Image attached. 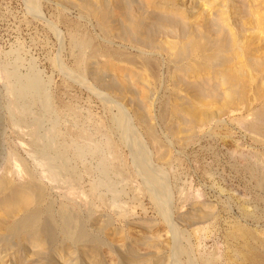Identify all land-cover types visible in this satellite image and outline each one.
<instances>
[{
  "label": "rangeland",
  "instance_id": "rangeland-1",
  "mask_svg": "<svg viewBox=\"0 0 264 264\" xmlns=\"http://www.w3.org/2000/svg\"><path fill=\"white\" fill-rule=\"evenodd\" d=\"M72 1L74 0H0V166H8V169L10 167L9 171L11 172H9V174L12 173L13 178L18 181H24L26 179L28 170L35 171V176L37 178H41L40 181H42V183L44 182L43 184H45V186L47 185L46 188L48 189V193L50 195L49 197L51 198L52 196V199L53 197H55V200L53 199V202L55 204L65 201L71 202L73 204L75 203V205H77L80 209H83L85 207L84 211L81 210L79 212L81 213L79 215L80 217H82L81 219L85 221V224L87 226L89 225V229H93V232V221L95 218V213L93 212V215L89 214L90 217L88 218L89 215L86 214L88 213V209L96 206L97 202L98 208L94 207V211L96 213L98 209V211H102L105 215L110 214L112 216V227H109V230L106 229L102 232H98L99 234H101L99 237H102L104 234L101 239L105 243L102 244V248L100 247V250L98 252V257L101 258L103 264H119L120 250L118 249L119 247L115 245V243L120 242L121 240L119 239H123V237L125 238L122 240L123 242H125L126 240H132V242L138 241V244L142 242V244L144 245V241H146L144 247L146 246L149 250L148 252H150L151 254L148 253L149 255L147 254L148 256H145L146 258L143 257V259H141L140 261L141 263L139 264H146L148 262L157 264L159 258H162V261H166V263L164 261L161 264H171L170 260L172 257L175 258L174 264H203V258L201 257H204L205 255H209V257L211 258V264H237L235 238L233 239L230 237V234L233 233L234 235H237V233L239 232L236 231L235 227L243 225L246 228L256 232L257 236L264 238V131L253 130L250 127L251 125H262L264 123V116L262 117V115L260 114L257 115L256 112L257 109L264 104V82L262 83L260 77L257 78L259 74L264 75V64H260V61L257 60H263L262 55H264V41L261 42V40H264V34L260 32V29L261 31H263L262 27H258L259 30H257L259 34L261 33V36L255 39L253 45H251L252 43L249 44V49L253 50L252 54L255 56L256 53H258L259 58H256L258 62L254 60L255 58H253V61L257 62L256 66L260 71H256L253 69L251 71V69H247L249 68L246 67L247 61H245V59H241L240 61H243V63L241 64L245 63L243 66L245 68L243 72L244 75L241 76L235 71L234 73H236L237 79H234V81H244V83H240L245 84L246 89L244 88L245 91L240 90L243 93L238 92V95L236 93L232 94L233 96L236 95L233 97L230 94V91L225 88V85L221 83V80L219 78H208V76L205 74L196 77L192 74L191 71L187 70V65H191L195 58V60L200 58L198 56L194 58L195 53H193L194 50L193 48H191L193 45H190V42L192 44V39H194V37L189 35L192 34L189 31L193 29L189 26L192 25L195 28L194 31L198 33V36L195 40L199 39L198 43L201 45L207 43V38H215L217 36V33L211 35L212 31H208L207 36L204 35L207 30V25L204 22L203 15H207L209 19L211 18V20L215 19L216 13H221V10L223 9L221 5L217 4L221 2V0H193L192 3H189L188 0H128V2L125 0L129 4L128 14H130H127V16L130 19H127L128 17L126 16H124V18L123 15L122 17L120 16L121 13L119 12L118 7H116L115 5L117 4L118 0H116V3L114 2L115 0H95L97 2H93L94 4L98 3L97 5H100L101 1V4L106 3L105 5L108 6L107 9L111 7L108 9V11L110 14L109 17L111 19L113 18V21H111L113 25L110 29L111 32H109V36L112 38H109V36L106 37V34H104L105 36L102 34L103 31L99 28L98 22L96 21L97 18H94L96 16H93L94 14L92 15L91 13L87 14L86 11L80 7V0H75L73 3ZM76 1L78 2L76 3ZM252 1H255L254 3H252L253 5L259 3L262 8L264 7V0H237L231 3L230 8L228 7V10H230L229 14L233 18V24L236 26L234 27V29L241 28L238 27L240 26L238 22L239 16L234 13V8L238 6H245L246 3L251 4ZM156 2H159L160 6H158V3ZM170 2H173L174 4ZM173 5L175 6L173 7ZM34 9L36 11L38 10L37 13L39 15H34ZM181 9H183L182 16L181 12H178ZM129 10H131L132 12ZM184 10L190 12L189 17H184ZM262 10H260L261 12H258L261 15L263 14L262 16L260 15L263 18L264 10ZM114 11L115 14H112V12ZM60 12H62V15L64 14V17L66 16L65 20L68 19L70 22L76 21L80 32H83L87 35L89 33V36L91 34L90 37L92 38V40L93 38L95 39L94 43L95 41H97L96 44L98 45L99 43V46H104L105 44L109 46V53L105 52L104 54H98V58H96V56H89L88 58L90 62H94L95 60L93 59L96 58L97 62H94L96 65L98 61V65L100 64V62V65L103 64L102 67L104 68V72L106 71L105 78L112 80L114 78L115 82L118 81V84L116 83L115 87L106 88L104 86H101V84H97V82L93 79L92 76H90L89 73H86L84 71L82 72L81 70H78L74 67V56L72 55V51L70 52L71 47L68 38V22L66 20V24L65 20L63 18H60ZM117 12L119 13L117 14ZM230 12H232V14ZM156 13H161L162 15L167 14L172 16L173 18L178 17L177 19L179 20L177 21L176 25L175 23H162L153 16ZM130 15L132 16V19ZM115 16L121 17V21H119V17L116 18ZM134 17H142L144 19V23L139 29V32L141 34L138 32L137 33L140 36H143V34H148L151 38L149 39L150 43L148 42L149 45L145 40L144 41L146 44H143V42H141L140 45V38H136L134 40L132 39L131 41L130 39L122 38L124 36H121V34L117 32L118 30L116 28H114L116 29V32H114V25L117 24L116 27H118L121 22V24L125 25L126 23V25L128 24V26H131L130 24L131 21L135 19ZM115 20H117L118 22ZM242 20H244L245 22L247 21L243 18ZM217 21L221 23V18H219ZM220 23L218 24L221 26ZM182 24L184 25V28L181 27ZM244 25H246L244 27H247L245 28V34L249 35L251 34V32H253L249 29H255L252 27L250 21L246 22ZM247 25L251 26L248 27ZM216 26L218 25H214L211 27H213L212 29H215L217 28ZM222 26L224 27V25ZM236 29L235 31H239V29ZM57 32L59 35L57 34ZM115 33L117 34L115 35ZM262 34L263 38H261ZM258 39L260 43L256 42ZM187 40L190 41L188 42ZM256 46H258L260 49L258 47L257 49ZM112 47L114 49L116 48V50L118 48L119 51L121 50V52L124 50V52L126 53L122 52L124 53L123 57L110 54L111 50L113 51V49H111ZM189 47L191 49H189ZM181 50H183V52H181ZM261 51H263L262 54H259L261 53ZM143 54L146 56L149 55V57L151 56L150 58L152 60L154 59V63L156 64H153L154 66L144 65L142 63L141 57L139 58V55L144 56ZM135 56H137V58L141 60H139L140 64L138 61H136L138 59L135 58ZM258 56L256 55V57ZM90 57L93 59H90ZM113 57L116 59H114ZM125 57L126 61H124ZM191 58H193V60ZM132 59L135 60L134 62L138 63V65L134 64ZM13 60H15L14 63ZM54 60L56 61V63H54ZM102 60H105V63ZM128 60L131 62H128ZM188 60V63L185 62ZM198 60L202 59L200 58ZM17 62H19V65ZM57 63L60 67L57 65ZM104 64L105 66L107 64V68L104 66ZM14 66H16V71H19V75L26 74L29 71V68L30 71H35L34 75L36 74L39 76L37 77L39 78L37 79V81H41L40 84L44 87V90L47 91L48 94L50 93L49 96H53L51 97V100L53 102L52 106L54 105L53 108L56 104V102L54 103V101H57V106L53 109V111L54 113L55 111L56 113L58 111V114L54 116V122L57 121L55 123L58 125L54 126L58 128V130L55 127L54 130L56 132L59 131L61 134L59 132H54V130H50L52 125V119L50 122L51 115L49 116V112L46 113L47 111H44V113H42L43 110L40 108L38 103L33 102L34 104H32L28 99H23L20 97L19 100L17 96H13V98L16 100L12 99L13 93H11L9 89L11 88V86H14L18 83V80H15L16 77H21H19V75L17 74L16 77L10 75L11 69ZM118 66L121 67V70L118 68ZM171 66H173V68H171ZM177 66L178 68H176ZM115 67L117 69H115ZM216 68L220 69L221 66L218 65ZM8 69L10 70L9 72H7ZM249 70L251 73L247 72ZM132 71L137 75L139 74L138 76L140 77H138ZM68 73L70 75H68ZM107 73L109 76L107 75ZM132 73L133 76L135 75L134 77L132 76ZM255 73L257 74V76H255ZM36 75L34 76V78L36 77ZM127 75L130 76L131 79ZM136 76L138 77V80H136ZM195 78L196 81H194ZM249 78L251 79L249 80ZM128 79L132 80V82ZM15 81L16 83H14ZM83 81H85V83ZM191 81L194 82L192 83ZM203 81H205V86L202 85L204 84ZM12 82L14 83V85H11ZM121 82L123 87L121 86L122 89H119V83ZM195 82H200L199 87L201 88V92L203 91L202 86H204L206 89H204L203 92L204 98L202 95H199L200 100L198 101V103L194 97V92L197 91L199 93L200 88L198 89L195 86ZM42 83H44V85ZM129 83L132 84L131 88ZM206 83L207 85L209 84L210 87H208L210 89L212 85L217 84L218 91L215 90L217 93L215 91L214 92L220 96H217L215 98L211 97V94L208 95L209 88L206 87ZM40 84L38 83V86ZM124 86L127 87V89H124ZM193 86H195L197 90L195 87L191 89ZM91 87L94 89H92ZM144 90L145 92H143ZM146 92L149 93L147 94ZM143 93L147 94L149 98ZM102 94H107L108 96L105 95L103 97ZM136 94L137 96H135ZM144 95L147 97V99L143 98ZM105 97H107V99L109 100L105 99ZM218 97L219 99L217 100ZM228 97H231L232 99H228ZM104 99L106 102H104ZM110 99H112V101L115 102L118 107H120L116 109L117 105ZM17 100V105L20 103L18 105L20 108L23 107L22 105L28 106L27 104H31L30 107L28 106L30 114H36L37 116V113L38 115L42 113L40 114V118L43 117V119L41 121L42 125L38 130V138H40L41 140H44L47 137L49 138L50 135H47L49 134V131H51V136L55 133V137L52 136L51 138L50 136V140L55 139L54 141L56 142L60 140L59 143L63 142L65 145L67 144L66 146H68L67 155L69 154V163H71L70 165L73 166H71L73 170V181H69V183H67V181L64 186L59 185L60 183L58 182V180H55V177L50 176L51 172H46L48 168L43 164V158L46 155L45 153H48L50 151L48 150L50 149L49 143H46L47 146H45L46 144L44 143L45 145H43V141H40V139L37 138L38 140H36L38 142L36 141V146V142L33 143L31 142L32 139H29L32 137L30 136L29 132H27L29 131L27 130V123H24V121H22L24 123L23 124L21 120H15L16 122L14 120H11L12 122L10 121V119H13V117L10 118L11 113L8 110L10 109L8 108V106H10V103H12L11 101ZM144 100H146V102ZM20 101L26 102L27 104H24L22 102L23 104L21 105ZM65 101L78 111L77 116L75 114L71 115L70 113L66 114L65 111L61 113L62 110L59 102L65 103ZM118 101L119 103H117ZM140 101L141 103H139ZM163 101L168 102H166L168 109L166 108L167 110L165 114L167 116L164 114L165 118L164 115L159 117V115H161L160 113L162 111L164 103ZM35 104L37 105L35 106ZM108 105H110L112 108ZM192 105L194 108V105L197 106L198 114L204 113L206 117H202L201 114H199L201 117H197L196 120L194 119L195 117L190 116ZM57 107H60L59 110H57ZM120 109L122 110V112L124 111V114L126 113L125 116L127 115L126 118L129 122L127 126L129 125L130 129H132L131 135L133 136L129 137L130 139H132V141L129 140L126 145L118 139L120 138L118 136V133L120 134L119 129L115 126L111 128L113 123L111 122L110 115H112V113L113 115H116L118 113V111L116 110ZM143 110H145L146 114H148V119ZM137 111L144 113L141 115L144 117L146 116L145 121H143L144 119L139 120L138 114L140 113ZM178 111L181 117L180 120ZM180 112H182V114ZM46 114L48 115L47 117L44 116ZM60 114L64 115L61 116ZM74 115L76 116V118L74 117ZM6 116L9 117V120ZM44 117L48 119L46 120ZM86 117L87 119H85ZM90 117L92 118L91 120ZM186 117L188 123L186 122ZM190 117L193 122H190ZM59 118L61 120H59ZM74 118L76 119V121H78L76 122ZM18 122H21V124ZM110 122L112 123V125ZM142 123H150V125L153 124L151 126L154 129V133L156 132L155 135L157 137V140H161L162 142L161 143L158 141L159 144L161 143V148L159 150L161 151L160 153L158 150H155L156 148L151 143V141H149V138H147L148 136L145 135L146 133L143 128L145 127V124ZM100 126L101 128H99ZM102 126H104L103 129ZM108 127L111 129L110 132L108 130ZM168 127L172 129H169ZM80 128L83 130H81ZM69 129L72 131V133L75 130L83 132V134L85 131H87L84 135L81 133L83 135H80L81 138L77 137L76 139L77 142L75 146L77 147H75V149L78 148L79 151L84 150L79 154H74V149L72 150V141H70V147L68 145L70 137L72 139L74 138L72 137L73 135H71L72 133ZM171 130H173V133ZM106 132L109 134H107ZM68 134L70 136H68ZM28 135L30 137H28ZM134 137H139V139H136L139 140L138 142L140 143V145L142 144L144 146V148L143 146H141L143 149H149L148 151L144 150V152H149V154H147L146 152V160L148 161L147 164H149L150 166L152 163L150 167L156 168L153 169L154 171L160 170V172L163 173H161V175H164V189H168L167 192H169V195L171 196L169 197L170 199L168 198L169 201L166 202V204L170 203V206H168L167 204L168 207H166V211L168 213L167 215H169L168 220L172 223V226L174 228V230L171 231L172 233L169 231V229L165 225L166 223L162 219V209H157L159 207L155 205L156 203L154 201H152L150 194L145 191V180L142 177V174H140L139 171H135L137 170V166L135 165V160H133L135 159V156H133L135 155V151H133L135 150V143L133 142ZM106 138H110L109 140L113 141L116 144V151H118L117 153L119 155L118 160L121 161L123 159V156V162L127 161L126 165L128 163L132 164L127 165L131 170L127 171L128 173L127 176H125V179H123L124 176L122 175L118 177L119 175L115 174L113 170L112 174L109 167H106L105 169L104 166V168H102L103 170L100 168V165H107L108 163L110 164L115 160V153L110 147H107L106 142L108 141H106ZM39 142H42V146ZM130 142L134 143H131V145L134 146L131 147L129 145ZM79 144L81 145V148H79ZM32 146H34V148ZM39 146H44L43 150L41 148L42 152H39ZM45 147H47L48 149H46ZM85 147L87 148L85 149ZM73 154L75 155L74 157L72 156ZM120 156L121 158H119ZM32 157L34 159L36 158L38 162ZM147 157L150 159H148ZM102 159L104 162L102 161ZM40 161L42 162L41 164ZM34 162L36 164H33ZM82 162H85L84 164L87 165L84 166ZM97 162L100 164H98ZM133 165L136 166H134L135 169ZM87 166H90L91 169L89 167V169L84 170L88 168ZM37 170L40 171L38 172ZM105 170L106 173L104 172ZM52 172L55 174L53 170ZM136 172L138 174H136ZM132 173H135L133 174L134 176L130 175ZM74 174H76L77 176ZM259 176L261 178L260 180H258ZM126 180L129 182H127ZM74 181H77V183H75ZM112 181L113 184L115 183L114 185L116 189L113 188L115 191L112 189V187H114ZM109 183L111 184V187ZM91 184L92 186H96V191H99L98 193L100 196L104 194L103 202L100 200H95L94 197L88 196L87 191H89L88 189H90ZM105 185L107 186L106 188ZM130 187L135 190L137 189V191L132 190L134 192L133 193L131 191L132 188L129 190ZM80 191L84 194V196L80 193ZM155 192H157L156 189ZM74 197L76 200L74 199ZM85 198L88 199L85 200ZM78 202L80 203V206ZM87 202H89L91 206L93 203V206L90 207ZM107 202L108 204L116 203V207H122L123 212L119 213L118 211H116L118 209L115 207L114 210L111 209L113 207L110 208ZM87 205L90 208L87 207ZM169 207L170 209H168ZM166 208H164V210ZM102 209H104V211ZM105 211L107 214L105 213ZM86 222H89L90 224H87ZM113 228L115 229L116 233L113 231ZM109 231L111 232L109 233ZM108 233L110 235H108ZM111 233H114L115 236ZM108 236L114 237H111V239H109L110 237L107 238ZM104 237L107 239V241ZM115 240H117V242H113V245L112 241ZM152 240L156 241V247L155 244H152ZM108 241L110 244H108ZM108 245L111 246L112 250L110 246L107 247ZM143 245L140 246L143 247ZM178 245L186 246L187 252H176ZM154 248L156 250H153ZM1 250L4 251V249L0 247V252H2ZM55 253L56 251L53 252V256ZM115 254L118 256L115 257ZM58 258L59 259H57L58 261H56L55 264H62L61 256ZM86 258L88 259H86L87 264H89V260L91 263L93 262L90 255H86Z\"/></svg>",
  "mask_w": 264,
  "mask_h": 264
},
{
  "label": "bare ground",
  "instance_id": "bare-ground-1",
  "mask_svg": "<svg viewBox=\"0 0 264 264\" xmlns=\"http://www.w3.org/2000/svg\"><path fill=\"white\" fill-rule=\"evenodd\" d=\"M75 1V0H74ZM74 1H72V3L74 2ZM125 1V0H124ZM123 0H118V2L115 0L114 2L116 3L117 2V4H115L116 5V7H118V9H119V12L121 13V17H122V15H123V17L124 16H126V17H128L127 16V14H128V9H129V4L127 3L128 2V0H126L125 2H124ZM157 1V0H156ZM175 1H177V0H175ZM189 1V3H192L193 2V0H188ZM187 1V2H188ZM233 1L235 2V1H237V0H221V2H219V3H217L218 5H221V7H223V9L221 10V13H216V18L215 19H213V20H211V18L209 19V17L207 16V15H203L204 16V22H205V24L207 25V30H206V32L204 33V35H206L207 36V33H208V31H212V34L211 35H214V33H217V36L215 37V38H212V39H210V38H207V43H205L204 45L206 46H204L203 44L201 45V44H199L198 42V40H195L196 38H197V32H195L194 31V27L191 25V26H189V27H192V29L193 30H191V31H189L190 33H192V34H189L190 36H193L194 37V39H192V44H191V42H190V45H193L191 48H193V50H194V52L193 53H195V55H194V58L196 57V56H198V57H200L202 60H198V59H200V58H198L197 60H195L194 59V61H193V63H191V65H187L188 66V68H187V70H189V71H191L192 72V74L193 75H195L196 77H198V76H200V75H202V74H205V75H207L208 76V78L209 77H211V78H214V77H217V78H219L220 80H221V83L222 84H224L225 85V88H227L228 89V91H230V94L232 95V94H234V93H238V92H242V91H240V90H244V88H245V84H242V83H244V81L242 82V81H240V82H242V83H240L239 82V80H235L234 81V79H237V76H236V73H234L235 71L237 72V74H239V75H241V76H243L244 74H243V72H244V70H245V68L243 67L244 66V64H241V63H243V61H240L241 59L243 60V59H245V61H247V64H246V67H249V68H247V69H251V71H252V69L253 70H256V71H260L259 70V68L256 66V63L258 62V61H260L259 63L260 64H264V55H262V58H263V60L262 59H257L256 60V58H259V56H258V53H256V55L258 56V57H256V55L254 56L253 54H252V52H253V50H250L249 49V44H251V45H253V42H255V39H257V38H259L261 35V33H263L264 34V16H263V18L261 17L262 15L259 13V12H261L260 10H262L263 8H262V6L261 5H259V3L258 4H252V3H254L253 1L251 2V4L250 3H243V4H245V6H238V7H235L234 8V13H236L238 16H239V24H240V26H238V27H241L242 28V30H241V28H237V29H239V31L237 30V31H235V29H234V27H236L234 24H233V18H232V16L229 14V11L230 10H228L229 8H230V5H231V3H233ZM250 1V0H249ZM78 1H76V3H77ZM95 2H97V1H91V0H80V7L83 9V10H85L86 11V13L88 14V13H91L93 16H96V17H94V18H97V22H98V25H99V28L103 31V35L104 34H106L107 36L106 37H108L110 34H109V32H111L110 31V29H111V27H112V22L111 21H113L110 17H109V11H108V9L109 8H111V7H109L108 9H107V7L108 6H106L105 4V2H103V3H105V4H101L102 2L100 1V5H97V4H94ZM138 2V1H137ZM166 2V1H165ZM261 2V1H260ZM130 3V2H129ZM156 3H158V6H160L159 5V2H156ZM167 3V2H166ZM165 3V4H166ZM170 3H173V2H170ZM169 3V4H170ZM257 3V2H256ZM79 4V3H78ZM161 4V3H160ZM174 4V3H173ZM108 5V4H107ZM114 5V6H115ZM240 5V4H239ZM241 5H242V3H241ZM113 6V7H114ZM144 6V5H143ZM163 6V5H162ZM175 5H173V7H174ZM130 7H131V5H130ZM176 7H178V6H176ZM229 7V8H228ZM155 8V7H154ZM191 8V7H190ZM113 9V8H112ZM136 9V8H135ZM82 10V11H83ZM144 10V9H143ZM179 10V9H178ZM264 10V9H263ZM262 10V11H263ZM34 11V15H39L37 12H38V10L36 11L35 9L33 10ZM113 11V10H112ZM129 11H131V10H129ZM138 11V10H137ZM259 11V12H258ZM119 12H117V14L119 13ZM132 12V11H131ZM140 12V11H139ZM178 12H181V16L183 15L182 14V12H183V9H181L180 11H178ZM264 12V11H263ZM61 14H60V18H63L64 20H65V17H64V14L62 15V12H60ZM115 14V11L114 12H112V14ZM167 13V12H166ZM231 14H232V12H230ZM233 13V14H234ZM111 14V15H112ZM116 14V15H117ZM130 14V13H129ZM128 14V15H129ZM168 14H170V13H168ZM172 15V14H171ZM175 15V14H174ZM261 15V16H260ZM131 16V15H130ZM138 16V15H137ZM140 16V15H139ZM156 19H158L159 21H161L162 23L163 22H166V23H175V25H176V23H177V21L179 20V19H177L178 17H176V18H173L172 16H170V15H167V14H165V15H162L161 13H156V14H154L153 15ZM190 16V12L189 11H187V10H184V17H189ZM113 17H114V15H113ZM116 17V16H115ZM117 17H119V16H117ZM116 17V18H117ZM121 17H119V19L121 18ZM115 18V19H116ZM125 18V17H124ZM135 18V17H134ZM219 18H221V23L219 22V21H217ZM242 18L243 19H245V20H247L246 22H249L250 21V23H251V25H252V27L253 28H255L254 30H251V29H249L250 31H253V32H251V34H245L244 32H245V28H247V27H244V26H246V25H244L246 22L244 21V20H242ZM118 19V20H119ZM127 19H130L129 17L127 18ZM126 19V20H127ZM131 19H132V16H131ZM67 20V22H68V28H69V36H68V38H69V42H70V47H71V50H70V52L72 51V55L74 56L73 58H74V67L76 68V69H78V70H81L82 72L84 71V72H86V73H89L90 74V76H92L93 77V79L97 82V84L99 83V84H101V86H104V87H106V88H113V87H115L116 86V83L118 84V81L117 82H115L114 81V78H113V80L112 79H106L105 78V72H104V68L102 67L103 66V64L102 65H100L101 64V62H100V64L98 65V63H99V61H98V63H97V65L94 63L95 61H96V58H98L97 56H98V54H104L105 52H107V53H109V46L108 45H104V44H102V45H104V46H99V43H98V45L96 44V42L97 41H95V43H94V38H93V40H92V38L90 37L91 36V34H90V36H89V33H88V35L87 34H85V33H83V32H80L79 30L80 29H78V24H77V22L75 21V22H73V21H69L68 19H66ZM66 20H65V22H66ZM144 19L142 18V17H137V18H135V19H133L132 21H131V26H128V24L126 25V23H125V25L124 24H121V22H120V24H119V26L118 27H116V25H114L113 26V30H114V32H116V29L118 30L117 32H119L120 34H121V36L123 35L124 37H122V38H127V39H130V41L133 39H138V38H140V45H141V42H143V44H148L149 45V39H151L150 38V36L148 35V34H143V36H140L138 33H140L139 32V29H140V27L143 25V23H144V21H143ZM115 21H117V20H115ZM119 21H121V19L119 20ZM152 21V20H151ZM180 21H181V18H180ZM67 22H66V24H67ZM118 22V21H117ZM150 22V21H149ZM155 22V21H154ZM124 23V22H123ZM129 23V22H128ZM218 23H220L221 24V26L218 24ZM235 23V22H234ZM181 24V23H180ZM249 24V23H248ZM152 25V24H151ZM173 25V24H172ZM178 25V24H177ZM188 25V24H187ZM214 25H218V26H216L217 28H215V29H212L213 27H211V26H214ZM222 25H224V27L222 26ZM250 25V26H251ZM80 26V25H79ZM153 26V25H152ZM248 26V25H247ZM250 26H248V27H250ZM144 27V26H143ZM148 27H149V25H148ZM147 27V28H148ZM155 27V26H154ZM181 27H183L184 28V25L182 24V26ZM210 27H211V30H210ZM227 27V28H226ZM258 27H262V29H263V31H261V29H260V34H259V32L257 31V30H259L258 29ZM114 28H116V29H114ZM147 28H145V29H147ZM178 28V27H177ZM151 29H153V28H151ZM166 29H168V28H166ZM179 30V29H178ZM79 31V32H78ZM144 31V30H143ZM138 32V33H137ZM145 32H147V31H145ZM153 32V31H152ZM160 32V31H159ZM182 32V31H181ZM186 32V31H185ZM113 33V32H112ZM111 33V34H112ZM57 34H58V32H57ZM117 33H115V35H116ZM141 34V33H140ZM175 34V33H174ZM253 34H254V36H253ZM263 34H262V37L261 38H263ZM59 35V34H58ZM170 35V34H169ZM186 35V34H185ZM200 35V34H199ZM105 36V35H104ZM201 36V35H200ZM93 37V36H92ZM116 37V36H115ZM117 37H118V35H117ZM180 37V36H179ZM187 37V36H186ZM192 37V38H193ZM104 38V37H103ZM109 38H112V37H110L109 36ZM188 38H190V37H188ZM175 39V38H174ZM206 39V38H205ZM106 40V39H105ZM146 41V43H145V41ZM177 40V39H176ZM261 40V39H260ZM137 41V40H136ZM155 41V40H154ZM186 41V40H185ZM188 42L190 41V40H187ZM262 41H264V40H261V42ZM134 42V41H133ZM138 42V41H137ZM149 42V43H148ZM173 42V41H172ZM256 42H259L260 43V41H259V39L256 41ZM139 43V42H138ZM174 43V42H173ZM248 43V44H247ZM258 43V44H259ZM155 44V43H154ZM182 45V44H181ZM185 45H187V44H185ZM184 45V46H185ZM257 45V44H256ZM107 46V47H106ZM183 46V45H182ZM260 46V45H259ZM264 46V45H263ZM150 47V46H149ZM189 47V49H191ZM252 47V46H251ZM255 47V46H254ZM258 46H256V48H257ZM69 48V47H68ZM133 48V47H132ZM171 48V47H170ZM184 48V47H183ZM253 48V47H252ZM259 48V47H258ZM257 48V49H258ZM261 48H263V47H261ZM111 49H113V51L111 50V52H110V54H113V55H117V56H122L123 57V54L124 53H126V52H124V50L122 51V52H124V53H122L121 52V50L119 51V49L117 48V50H116V48L114 49L113 47L111 48ZM187 49V48H186ZM260 49V48H259ZM193 50H191V51H193ZM250 50V51H249ZM127 51V50H126ZM138 51V50H137ZM151 51V50H150ZM188 51H190V50H188ZM257 51V50H256ZM179 52H180V49H179ZM181 52H183V50H181ZM258 52V51H257ZM262 52L263 51H261V53H259V54H262ZM129 53V52H128ZM264 53V52H263ZM109 54V55H110ZM255 54V53H254ZM144 55V54H143ZM185 55V54H184ZM183 55V56H184ZM190 55V54H189ZM89 56H91V57H95L96 56V58H91L90 57V59H93V60H95L94 62H90V60H89ZM116 56V57H117ZM124 56H126V55H124ZM153 56V55H152ZM112 57V56H111ZM118 57V58H119ZM141 57V60H142V63L144 64V65H150V66H152L153 64H156V63H154L155 61H154V59L152 60L150 57H149V55L148 56H146V55H144V56H141V55H139V58ZM186 57V56H185ZM114 58V57H113ZM117 58V59H118ZM135 58H137V56H135ZM253 58H255L254 60H256L257 62H255V61H253ZM110 59V58H109ZM114 59H116V58H114ZM120 59V58H119ZM118 59V60H119ZM123 59V58H122ZM128 59V58H127ZM138 59V58H137ZM157 59V58H156ZM187 59V58H186ZM192 60H193V58H191ZM16 60V59H15ZM15 60H13V63H14V61ZM92 60V61H93ZM130 60V59H129ZM128 60V62H131V61H129ZM139 60L140 59H138V60H136V61H138L139 62ZM140 60V61H141ZM159 60V59H158ZM189 60H190V58H189ZM189 60L188 61H185V62H189ZM17 61V60H16ZM55 61V60H54ZM103 61V60H102ZM105 61V60H104ZM103 61V62H104ZM124 61H126V57H125V60ZM132 61H133V63L134 64H137L138 65V63H135L134 61L135 60H133L132 59ZM182 61V60H181ZM244 61V62H245ZM97 62V61H96ZM108 62V61H107ZM178 62H180V61H178ZM177 62V63H178ZM215 62V63H214ZM18 63V65H19V62H17ZM16 63V64H17ZM54 63H56V61L54 62ZM105 63V62H104ZM108 63H110V62H108ZM168 63V62H167ZM176 63V64H177ZM11 64V63H10ZM111 64V63H110ZM139 64H140V62H139ZM9 65V64H8ZM57 65H58V63H57ZM112 65V64H111ZM142 65V64H141ZM182 65V64H181ZM219 65V66H221V68L220 69H217L216 67ZM248 65V66H247ZM259 65V64H258ZM6 66V65H5ZM17 66V65H16ZM16 66H14L12 69H11V76H15L16 77V74L17 75H19V71L17 72L16 71ZM59 66V65H58ZM104 66H105V64H104ZM106 66H107V64H106ZM105 66V67H106ZM117 66V65H116ZM154 66V65H153ZM10 67H12V66H10ZM60 67V66H59ZM137 67V66H136ZM135 67V68H136ZM183 67V66H182ZM257 67V68H256ZM262 67V66H261ZM9 68V67H8ZM18 68V67H17ZM107 68V67H106ZM105 68V69H106ZM118 68L121 70V67H119L118 66ZM151 68V67H150ZM169 68H170V66H169ZM171 68H173V66H171ZM176 68H178V66L176 67ZM181 68V67H180ZM179 68V69H180ZM184 68V67H183ZM263 68H264V66H263ZM115 69H117L116 67H115ZM119 69H118V71H119ZM152 69H153V67H152ZM261 69V68H260ZM32 70V69H31ZM262 70V69H261ZM10 70L8 69V71L7 72H9ZM112 71V70H111ZM122 71H124V70H122ZM134 71V70H133ZM132 71V72H133ZM136 71V70H135ZM172 71V70H171ZM109 72H110V70H109ZM108 72V73H109ZM181 72V71H180ZM247 72H250V70L249 71H247ZM263 72H264V69H263ZM34 73H35V71L33 72V70L32 71H30V68H29V71L26 73V74H24V73H22V74H24V75H19V77L20 78H18V76L16 77V79L15 80H18L17 82V84H15L14 85V83H16V81L13 83H11V85L13 84L14 86H11V88L9 89L10 90V92L11 93H13L12 94V99H14L13 98V96H17L18 98L20 97V98H26V99H28L29 101H30V103H32V104H34L35 102L36 103H38L39 104V106H40V108L43 110V112L42 113H44V111L46 112V113H48L49 112V116L51 117H49L50 118V122H51V119H52V125H51V128H50V130H54V125H57L55 122H57V121H55L54 122V116H56V114H58V111H57V113H56V111H55V113H54V111H53V109L57 106L56 104H57V101H54V103L56 102V104H55V107L53 108V106H52V104H53V102H52V100H51V97H53V96H49V94H48V92L47 91H45L44 90V87L40 84L41 83V81H37V79H39V78H37V77H39L38 75H36V77L34 78ZM108 73H107V75H108ZM112 73V72H111ZM119 73H120V71H119ZM121 73H123V72H121ZM134 73V72H133ZM133 73H132V76H133ZM139 73V72H138ZM251 73V72H250ZM260 73H262V72H260ZM9 74V73H8ZM134 74H136V73H134ZM141 74V73H140ZM68 75H70L69 73H68ZM128 75H129V73H128ZM127 75V76H128ZM137 75V74H136ZM139 75V74H138ZM137 75V76H138ZM239 75H238V77H239ZM247 75H248V73H247ZM246 75V76H247ZM10 76V77H11ZM109 76V75H108ZM135 76V75H134ZM133 76V77H134ZM135 77L136 78V80H138V77H140V76H138V77ZM240 76V77H241ZM255 76H257V74L255 73ZM112 77V76H111ZM130 79H131V77L130 76H128ZM127 77V78H128ZM245 77V76H244ZM243 77V78H244ZM253 77V76H252ZM260 77V79H261V81H262V83L264 82V75L263 74H259V76L257 77V78H259ZM80 78H82V77H80ZM84 78V77H83ZM110 78V77H109ZM143 78V77H142ZM177 78H178V76H177ZM206 78V77H205ZM204 78V79H205ZM207 78V79H208ZM210 78V79H211ZM247 78V77H246ZM245 78V79H246ZM13 79V78H12ZM140 79V78H139ZM239 79H242V78H239ZM251 78H249V80H250ZM254 79H256V78H254ZM36 80V81H35ZM83 80H85V79H83ZM129 80V79H128ZM143 80V79H142ZM198 80V79H197ZM206 80V79H205ZM253 80V79H252ZM80 81V80H79ZM123 81V80H122ZM129 81H131L132 82V80H129ZM128 81V82H129ZM194 81H196V78H195V80ZM194 81H191L192 83L194 82ZM258 81H260V80H258ZM81 82V81H80ZM84 83H85V81H83ZM184 82V81H183ZM190 82V81H189ZM204 82V84H202V85H204L205 86V81H203ZM202 82V83H203ZM246 82V81H245ZM38 83L41 85H39L38 86ZM88 83V82H87ZM196 83V82H195ZM43 85H44V83H42ZM81 84H83V83H81ZM120 84V86H119V89L121 88V86L123 87V85H122V82L121 83H119ZM130 84V83H129ZM129 84H128V86H129ZM199 84H200V82H197L196 83V87L199 89L200 87H199ZM213 84V83H212ZM211 84V85H212ZM10 85V84H9ZM131 85L132 84H130V88H131ZM143 85V84H142ZM145 85V84H144ZM189 85V84H188ZM192 85V84H191ZM242 85V86H241ZM260 85V84H259ZM118 86V85H117ZM127 86V85H126ZM195 86H193L191 89H193ZM204 86H202L203 87V91L201 92L200 90H201V88L199 89V93L197 92V91H195L194 93H195V99L197 100V103H198V101L200 100V97H199V95L201 96H203V92H204V89H205V87ZM209 86V84L207 85V83H206V87H208ZM90 87V86H89ZM94 87V86H93ZM133 87V86H132ZM195 87V88H196ZM210 87V86H209ZM208 87V88H209ZM9 88V87H8ZM92 88V87H91ZM100 88V87H99ZM129 88V87H128ZM197 88H196V90H197ZM207 88V89H208ZM247 88H248V85H247ZM92 89H94V88H92ZM96 89V88H95ZM122 89V88H121ZM124 89H127V87H125L124 86ZM226 89V90H227ZM246 89V88H245ZM8 90V91H9ZM99 90V89H98ZM102 90V89H101ZM146 90V89H145ZM145 90L143 91V92H145ZM206 90V89H205ZM215 90H217L218 91V86H217V84H215V85H212L211 86V89L209 88V93H208V95L209 94H211V97H217V96H220V95H218V94H216L217 92L215 91ZM208 91V90H207ZM216 93H215V92ZM245 91V90H244ZM97 92H100V91H97ZM133 92V91H132ZM93 93V92H92ZM134 93V92H133ZM147 93V92H146ZM149 93V92H148ZM147 93V94H148ZM227 93H229V92H227ZM243 93V92H242ZM97 94H99V93H97ZM96 94V95H97ZM143 94H145V93H143ZM147 94H145V95H147ZM239 94V93H238ZM237 94V95H238ZM103 95V97L105 96V95H107V94H102ZM144 95V99H147V97H148V95H147V97ZM192 95V94H191ZM108 96V95H107ZM135 96H137V94L135 95ZM222 96V95H221ZM228 96H230V95H228ZM233 96V95H232ZM234 96H236V95H234ZM233 96V97H234ZM100 97V96H99ZM102 97V98H103ZM20 98H19V100H20ZM55 98V97H54ZM60 98V97H59ZM142 98V99H143ZM149 98V97H148ZM203 98H204V96H203ZM231 98V97H230ZM229 97H228V99H230ZM25 99V100H26ZM56 99V98H55ZM105 99H107V97H105ZM105 99H104V102H106L105 101ZM219 99V97L217 98V100ZM232 99V98H231ZM14 100H16V99H14ZM57 100V99H56ZM59 100V99H58ZM107 100H109V99H107ZM111 101H112V99H110ZM62 101V100H61ZM145 102H146V100H144ZM12 103H10V106H8V108H10V109H8L9 111H10V113H11V115H13V116H11L10 115V118H12L13 117V119H10V121L12 120H21V122L22 121H24V123H27V125H28V129L27 130H29V131H27V132H29V134H30V136L32 137V138H29L30 140H31V142H33V143H35L38 139H40V138H38L37 136V134H39V132H38V130H39V127L42 125L41 124V121H42V119H43V117L42 118H40V114H42V113H40L39 115H38V113H37V116H36V114L35 115H33L32 113L30 114V112H29V107H30V105L29 104H27L26 102H23L24 104L26 103L28 106H24V105H22L23 103L21 102V105L23 106L22 108H20L18 105L20 104H18L17 105V102H18V100L17 101H11ZM34 102V103H33ZM71 102V101H70ZM113 102V101H112ZM164 102V101H163ZM167 102V101H166ZM166 102H164L163 103V107H162V111H161V115H159V117L160 116H163L164 114H165V112H166V110L168 109L167 108V103ZM60 104V106H61V113L62 112H64L65 111V113L66 114H68V113H70L71 115H73V114H75L76 116H77V113H78V111L75 109V108H73L71 105H69L66 101H65V103H63V102H59ZM67 103V104H66ZM110 103V102H109ZM113 103H115V102H113ZM117 103H119V101L117 102ZM139 103H141V101L139 102ZM143 103V102H142ZM116 104V103H115ZM37 104H35V106H36ZM112 105V104H111ZM114 105V104H113ZM117 105V104H116ZM115 105V106H116ZM33 106V105H32ZM109 107H111L110 105H108ZM122 106V105H121ZM137 106H139V105H137ZM143 106V105H142ZM195 106V108L193 107V105H192V107H191V111H190V116H192V117H195L194 119H196L197 117H204L205 116V114L204 113H199V114H201V116L198 114V112H197V106L196 105H194ZM114 107V106H113ZM120 107V106H119ZM118 107V105H117V108L116 109H118L119 108ZM35 108V107H34ZM58 108V107H57ZM60 108V107H59ZM59 108L57 109V110H59ZM112 108V107H111ZM126 108V107H125ZM124 108V109H125ZM141 108V107H140ZM167 108V109H166ZM76 111H75V110ZM123 109V110H124ZM31 110V109H30ZM56 110V109H55ZM116 111H118V113L116 114V115H113V113H112V115H110V119H111V122L113 123V125H112V123H111V125H112V127L111 128H113L114 126L116 127V128H118L119 129V131H120V134L118 133V136L120 137V138H118L122 143H125V145H126V143L129 141V140H131L132 141V139H130L129 137L130 136H133V135H131V130L132 129H130V126L128 125L127 126V124L129 123L128 121H127V118H126V116H125V114L122 112V110L120 109V110H116ZM115 111V112H116ZM142 111V110H141ZM183 111V110H182ZM114 112V113H115ZM126 112V111H125ZM137 112H139V111H137ZM143 112L146 114V112H145V110H143ZM257 115L258 114H260V115H262V117L264 116V104L263 105H261L260 106V108H258L257 109ZM9 113V112H8ZM9 113V114H10ZM60 113V112H59ZM64 113V114H65ZM88 113V112H87ZM111 113V112H110ZM140 114H138V118H139V120L141 119V120H143V121H145V117L147 116V119L149 118L148 117V114H146V116L144 117V116H142L141 114H144V113H141V112H139ZM181 114H182V112H180ZM185 113V112H184ZM205 113H207V112H205ZM55 114V115H54ZM64 114H62V115H64ZM159 114V113H158ZM178 114H179V111H178ZM203 114V115H202ZM61 115V114H60ZM60 115H59V117H60ZM61 115V116H62ZM74 115V117L76 118V116ZM129 115V114H128ZM137 115V114H136ZM135 115V116H136ZM166 115V114H165ZM165 115H164V118H165ZM184 115V114H183ZM206 115H208V114H206ZM44 116H48L47 114L46 115H44ZM58 116V115H57ZM80 116V115H79ZM78 116V117H79ZM167 116V115H166ZM178 116V115H177ZM7 117V116H6ZM46 117H44L45 119H46ZM68 117V116H67ZM85 117V116H84ZM83 117V118H84ZM129 117V116H128ZM206 117V116H205ZM207 117H209V116H207ZM8 118V120H9V117H7ZM57 118V117H56ZM62 118V117H61ZM64 118V117H63ZM71 118V117H70ZM74 118V119H75ZM162 118V117H161ZM198 118V119H199ZM48 119V118H47ZM46 119V120H47ZM82 119V118H81ZM85 119H87V117L85 118ZM89 119V118H88ZM92 118L90 117V120H91ZM96 119V118H95ZM109 119V120H110ZM163 119V118H162ZM181 119V117H180V114H179V120ZM186 119V122L188 123V121H187V117L185 118ZM190 119H191V117H190ZM204 119V118H203ZM58 120V119H57ZM59 120H61L60 118H59ZM58 120V121H59ZM73 120V119H72ZM94 120V119H93ZM161 120V119H160ZM184 120V119H183ZM197 120V119H196ZM11 121V122H12ZM71 121V120H70ZM75 121H76V119H75ZM74 121V122H75ZM78 121V120H77ZM76 121V122H77ZM84 121V120H83ZM82 121V122H83ZM89 121V120H88ZM142 121V122H143ZM182 121V120H181ZM193 122V120L191 119L190 120V122ZM16 122V121H15ZM15 122H13V123H15ZM21 122H18V123H20L21 124ZM75 122V123H76ZM138 122H140V121H138ZM189 122V123H190ZM194 122H195V120H194ZM12 123V124H13ZM23 123V122H22ZM23 123V124H24ZM55 123V124H54ZM59 123V122H58ZM84 123V122H83ZM86 123H87V121H86ZM107 123V122H106ZM184 123V122H183ZM92 124V123H91ZM140 124V123H139ZM142 124H145V127H143L144 128V130H145V135H147L146 137L147 138H149V141H151V143L154 145V147L156 148L155 150H160V144L162 143L161 142V140L159 141V140H157V137H156V132L154 133V129H153V127L151 126V125H153V124H151L150 125V123L148 124V123H142ZM192 124V123H191ZM15 125V124H14ZM26 125V126H27ZM19 126V125H18ZM23 126V125H22ZM58 126V125H57ZM80 126V125H79ZM91 126H94V125H91ZM98 126V125H97ZM110 126V125H109ZM141 126V125H140ZM143 126V125H142ZM81 127H82V125H81ZM103 127L104 126H102V129H103ZM251 127V129H253V130H263L264 131V123L262 124V125H251L250 126ZM56 128V127H55ZM68 128H69V126H68ZM67 128V129H68ZM99 128H101V126L99 127ZM115 128V129H116ZM142 128V129H143ZM169 128V127H168ZM19 129V128H18ZM57 130H58V128H56ZM76 129H79V128H76ZM81 129V128H80ZM107 129V128H106ZM106 129H104V130H106ZM169 129H172V128H169ZM1 130V129H0ZM70 130V129H69ZM81 130H83V129H81ZM85 130H87V129H85ZM90 130V129H89ZM97 130V129H96ZM95 130V131H96ZM108 130H109V132L111 131V129L108 127ZM143 130V131H144ZM21 131H24V130H21ZM71 131V130H70ZM94 131V132H95ZM117 131V130H116ZM118 131V132H119ZM172 131V133H173V130H171ZM54 132H56L55 130H54ZM57 132H59V131H57ZM56 132V133H57ZM85 132H87V131H85ZM85 132H84V134H85ZM97 132V131H96ZM24 133H26V132H24ZM60 133V132H59ZM71 133H72V131H71ZM83 134V132H80V131H74L71 135H73L72 137H74L73 139L70 137V139H69V147H70V145H71V142L70 141H72V145H73V148H72V150L74 149V150H76V151H74L73 150V152H74V154H76V153H80V152H82V151H84V150H82V151H79V149L77 150V149H75V147H77V146H75L76 145V142H77V137H80V135H82ZM107 133V132H106ZM61 134V133H60ZM83 134V135H84ZM103 134V133H102ZM107 134H109V133H107ZM133 134V133H132ZM163 134V133H162ZM26 135V134H25ZM51 136V131H49V134L47 135V136ZM56 135H58V134H56ZM64 135V134H63ZM82 135V136H83ZM134 135H135V132H134ZM173 135V134H172ZM29 135H28V137H30ZM41 136V135H40ZM46 136V137H47ZM50 136H49V138L47 137V138H45L44 140H41L40 139V141H43V145H45L46 143H49V146H50V149H48L47 147H45L46 149H48V150H50L48 153H45V152H43V153H45L44 155V158H43V160H44V166H46L48 169L46 170V172H51L50 174V176H52V177H55V180L57 179L58 180V182L60 183L59 185H62V186H64L65 185V183L67 182V183H69V181H73L74 180V178L72 177L73 175H72V165H70L71 163H69V158H68V156H69V154L67 155V150H68V146H66L63 142V144L60 142L59 143V141L58 142H56V141H54L55 139H54V137H55V133L54 134H52V136H54L53 137V139L54 140H50ZM52 136H51V138H52ZM62 136V135H61ZM68 136H70L69 134H68ZM111 136V135H110ZM136 136H137V134H136ZM165 136V135H164ZM60 137V136H59ZM87 137H89V136H87ZM86 137V138H87ZM106 137V136H105ZM108 137V136H107ZM117 137V136H116ZM38 138V139H37ZM58 138V137H57ZM81 138V137H80ZM129 138V139H128ZM132 138V137H131ZM136 138H138L139 139V137H134L133 138V142L135 143V146L134 145H131V143L132 142H130L129 143V145L132 147V146H134V148H135V150H133V151H135L134 153H135V155H133V156H135V159H133V160H135V165L137 166V170H135V171H139V173L140 174H142V177L144 178V183H145V191H147V193H149L150 194V197H151V199H152V201H154L156 204V206H158L159 208H157V209H162V214L161 215H163L162 216V219L164 220V222L166 223H164L166 226H167V228L169 229V231L171 232V231H173L174 230V228H173V226H172V223L171 222H169V220H168V217H169V215H167L168 213H167V208L166 207H168V206H170V203H167L168 204V206H167V204H166V202L167 201H169V197H171L170 195H169V192H167V190L168 189H164V180H163V177H164V175H161V173L162 172H160V170H158V171H154L153 169H156V168H151L150 166L152 165V163H151V165L149 166V164H147V160H146V152L149 150H147L146 148L145 149H143L144 148V146L141 144L140 145V143L138 142L139 140L138 139H136ZM160 138V137H159ZM158 138V139H159ZM170 138V137H169ZM37 139V140H36ZM59 139V138H58ZM72 139V140H71ZM107 140L106 141H108V142H106V144H107V147H110L111 149H112V151H114V153H115V160L113 161V162H111L109 165L107 164V165H104V164H102V165H100V168L102 169V168H104V166H105V169H106V167H109L110 169H111V173L113 174V171H114V173L115 174H117V175H119L118 177H120V175H122V176H124V178L123 179H125V176H127V171H130L131 169H130V167H128L127 165L129 164H127L126 165V162L127 161H124L125 162V165H124V162H123V159H124V157L122 156V162H123V164H122V162L121 161H119L118 160V151H116V149H117V147H116V144L113 142V141H111V140H109L110 138H106ZM112 139V138H111ZM114 139H116V138H114ZM29 140V141H30ZM57 140V139H56ZM79 140V139H78ZM113 140V139H112ZM168 140V139H167ZM158 141L159 142H161L160 144L158 143ZM38 142V141H37ZM37 142L35 143L36 144V146H37ZM117 142V141H116ZM40 143V142H39ZM40 143V144H41ZM45 143V144H44ZM79 143V142H78ZM119 143V142H118ZM117 143V144H118ZM134 143H132V144H134ZM40 144H38V145H40ZM42 144H41V146H42ZM34 145V144H33ZM80 145V144H79ZM123 145V144H122ZM163 145V144H162ZM35 146V145H34ZM34 146H32L33 148H34ZM45 146H47V144L45 145ZM48 146V147H49ZM105 146V145H104ZM141 146H143V148L141 147ZM40 147V146H39ZM38 147V148H39ZM44 147V146H43ZM43 147H40V149H38L39 150V152L41 151L42 152V150H43ZM72 147V146H71ZM84 147V146H83ZM82 147V148H83ZM153 147V148H154ZM41 148H42V150H41ZM79 148H81V145L79 146ZM87 147H85V149H86ZM37 149V148H36ZM144 150H147L146 152H144ZM37 151V150H36ZM45 151V150H44ZM111 151V152H112ZM72 152V153H73ZM109 152V151H108ZM157 152V151H156ZM161 151H159V153H160ZM43 153H41V154H43ZM158 153V152H157ZM72 155L73 157L75 156V155ZM147 154H149V152H147ZM38 155V154H37ZM36 155V156H37ZM40 155V154H39ZM41 156V155H40ZM121 156L119 157V158H121ZM42 157H43V155H42ZM112 157V156H111ZM33 158V157H32ZM39 158V157H38ZM37 158V159H38ZM148 158V157H147ZM34 159V158H33ZM40 159V158H39ZM148 159H150V158H148ZM34 160H36V158L34 159ZM112 160V159H111ZM37 161V160H36ZM71 161V160H70ZM102 161H103V159H102ZM108 161V160H107ZM2 162V161H1ZM5 162V161H4ZM3 162V163H4ZM38 162V161H37ZM99 162H101V161H99ZM104 162V161H103ZM6 163V162H5ZM42 162L40 161V164H41ZM85 162H82V164H84ZM98 163V162H97ZM150 163V162H149ZM33 164H36L35 162L33 163ZM98 164H100V163H98ZM98 164H96V165H98ZM7 165V164H6ZM5 165V166H6ZM26 165V164H25ZM87 165V164H86ZM85 164H84V166H86ZM129 165H132V164H129ZM135 165H133V167L135 166ZM39 166V165H38ZM72 166V167H71ZM76 166V165H75ZM102 166V167H101ZM135 166V167H136ZM154 166V165H153ZM8 167V166H7ZM7 167H3V166H0V247L2 248V249H4V251H2V252H0V264H55L56 263V261H58L57 259H59L58 257H60L61 256V258H62V264H87V258H86V255H90L91 257H92V263L90 262V260H89V264H103V262H102V260H101V258H99L98 257V252H99V250H100V247L102 246V244L103 243H105V242H103V240L101 239L103 236H104V234H103V236L102 237H99L101 234H99L98 232H102V231H104V230H106V229H108L109 230V227L111 228L112 226H111V218H112V216L109 214V215H105L102 211H98V209H97V213L94 211L95 209H94V207H97L98 205H97V202H96V206H94L93 208H90V207H92L93 206V203H92V206H91V204H89V202H87V204H89L90 205V207L87 205V207H89L90 209H88L87 207V209H88V213H86V214H92L93 212L95 213L94 215H95V218H94V221H93V219H92V221H93V224H94V226H93V228H94V232L91 230V228L89 229V225L87 226L86 224H85V221H83V219H81L82 217H80V215L79 214H81V213H79L81 210H83L84 211V209H85V207L83 208V209H80V208H78V206L77 205H75V203L73 204V203H71V202H65V201H62V202H59L58 204H55L54 202H53V199L55 198V197H53V199H52V196H51V198L49 197L50 195H49V193H48V189L46 188V186H45V184H43L42 183V181H40V179L41 178H37L36 176H35V171H32V170H28L26 173H27V176H26V179L24 180V181H18V180H16L15 178H13V176H12V173L11 174H9V172H11V171H9V169H10V167H9V169L7 168ZM25 167V166H24ZM45 167V168H46ZM88 167V166H87ZM90 167V166H89ZM89 167L88 168H86V169H84V170H87V169H89ZM132 167V168H133ZM135 167H134V169H135ZM30 168H32V167H30ZM77 168V167H76ZM84 168V167H83ZM74 169V168H73ZM90 169H91V167H90ZM26 170V169H25ZM35 170V169H34ZM44 170V171H45ZM52 170L55 172V174L52 172ZM103 170V169H102ZM108 170V169H107ZM113 170V171H112ZM38 171V170H37ZM40 171V170H39ZM38 171V172H39ZM43 171V170H42ZM98 171V170H97ZM34 172V173H33ZM37 172V173H38ZM45 172V173H46ZM90 172V171H89ZM105 173H106V170L104 171ZM133 172V171H132ZM43 173V172H42ZM76 173V172H75ZM91 173V172H90ZM109 173H110V171H109ZM108 173V174H109ZM40 174V173H39ZM49 174V173H48ZM77 174V173H76ZM76 174H74V175H76ZM79 174V173H78ZM133 174H135V173H132V174H130V175H133ZM136 174H138L137 172H136ZM163 174V173H162ZM54 175V176H53ZM103 175V174H102ZM117 175H116V177H117ZM45 176H46V174H45ZM50 176H48V177H50ZM77 176V175H76ZM76 176H75V180H76ZM80 176V175H79ZM129 176V175H128ZM134 176V175H133ZM137 176V175H136ZM135 176V177H136ZM141 176V175H140ZM40 177V176H39ZM132 177V176H131ZM127 178H129V177H127ZM47 179V178H46ZM78 179V178H77ZM79 179H80V177H79ZM107 179V178H106ZM122 179V178H121ZM261 178H260V176H259V179L258 180H260ZM104 180V179H103ZM130 180V179H129ZM132 180V179H131ZM141 180H142V178H141ZM258 180H257V182H258ZM78 181V180H77ZM77 181H74L75 183H77ZM127 181V180H126ZM263 181V180H262ZM55 182V181H54ZM127 182H129V181H127ZM112 184H113V181H112ZM115 184V183H114ZM113 184V186L114 187H112V189L113 188H115L116 189V187H115V185ZM258 184V183H257ZM109 185H110V187H111V184L109 183ZM126 185V184H125ZM130 185V184H129ZM55 186V185H54ZM77 187H79V186H77ZM76 187V188H77ZM96 186L95 185H93L92 186V184H91V187H90V189H88L89 191H87V190H85V191H87L88 192V196L90 197H94L95 198V200H100V201H104V198H103V196H104V194L102 195V193H101V195L102 196H100L99 195V191H96L97 190V188H95ZM107 186L105 185V188H106ZM109 187V188H110ZM129 187V186H128ZM119 188V187H118ZM132 187H130L129 188V190L131 189ZM58 189V188H57ZM64 189V188H63ZM67 189V188H66ZM81 189V188H80ZM111 189V188H110ZM144 189V188H143ZM155 189H156V191L157 192H155ZM158 189V190H157ZM56 190V189H55ZM78 190V189H77ZM82 190V189H81ZM114 190V189H113ZM132 190H135V189H131V191ZM64 191V190H63ZM83 191V190H82ZM107 191V190H106ZM115 191V190H114ZM135 191H137V189L135 190ZM77 192H79V191H77ZM124 192V191H123ZM127 192V191H126ZM133 192V191H132ZM56 193H58V192H56ZM80 193L84 196V194L80 191ZM98 193V194H97ZM118 193H119V191H118ZM134 193V192H133ZM65 194V193H64ZM77 194V193H76ZM79 194V193H78ZM80 194V195H81ZM117 194V193H116ZM132 194V193H131ZM136 194V193H135ZM62 195V194H61ZM71 195V194H70ZM79 195V196H80ZM87 195V194H86ZM169 195V196H168ZM78 196V197H79ZM82 196V197H83ZM87 196V197H88ZM58 197V196H57ZM62 197V196H61ZM71 197V196H70ZM70 197H68V198H70ZM66 198V197H65ZM81 198V197H80ZM169 198V199H168ZM52 199V200H51ZM62 199V198H61ZM61 199H60V201H61ZM74 199H75V197H74ZM82 199V198H81ZM88 199V198H87ZM86 198H85V200H87ZM91 199V198H90ZM106 199V198H105ZM168 199V200H167ZM55 200V199H54ZM76 200V199H75ZM74 200V201H75ZM108 200V199H107ZM113 200V199H112ZM73 201V202H74ZM91 201H93V200H91ZM171 201V200H170ZM84 202V201H83ZM86 202V201H85ZM114 202V201H113ZM117 202V201H116ZM77 203V202H76ZM119 203V202H118ZM78 204H79V206H80V203L78 202ZM86 204V203H85ZM103 204V203H102ZM105 204H106V202H105ZM107 204H108V202H107ZM165 204H166V206H165ZM172 204V203H171ZM83 205V204H82ZM108 206H110V208L111 207H113V208H111V209H115V208H117L116 206V203L114 204H112V203H109L108 204ZM165 206V207H164ZM82 207V206H81ZM115 207V208H114ZM98 208V207H97ZM164 208H166L165 210H164ZM80 209V210H79ZM118 210H116V211H118L119 213H122L123 212V209H122V207H120V206H118V208H117ZM168 209H170V207L168 208ZM103 211H104V209H102ZM161 211V210H160ZM108 212V211H107ZM205 212V211H204ZM105 213H106V211H105ZM107 214V213H106ZM93 215V214H92ZM204 215V214H203ZM90 217V215L88 216V218ZM84 218V217H83ZM86 219H87V217H86ZM91 221V222H92ZM87 223V222H86ZM89 223V222H88ZM87 223V224H88ZM90 224V223H89ZM92 224V225H93ZM92 227V226H91ZM236 228V231H239L238 233H237V235H234L233 233L232 234H230V237L231 238H235V242H236V251H237V255H236V261H237V264H264V238L263 237H259V236H257V233L256 232H254V231H252V230H250V229H248V228H246L245 226H243V225H240V226H238V227H235ZM117 230V229H116ZM112 231V230H111ZM111 231H109V233L111 232ZM113 231L115 232V229L113 228ZM112 231V232H113ZM105 233V232H104ZM108 233V235H110ZM116 233V232H115ZM118 233V232H117ZM172 233V232H171ZM112 234V233H111ZM114 234V233H113ZM112 234V235H113ZM124 234V233H123ZM106 235V234H105ZM114 236H115V234H114ZM114 236H111V237H114ZM125 236V235H124ZM110 236H108L107 238H109ZM111 237L109 238V239H111ZM105 238V237H104ZM103 238V239H104ZM106 239V238H105ZM113 239H115V238H113ZM123 239H125L124 237H123ZM123 239H119V240H121L120 242H118V243H115V242H117V240H115V241H112V243L114 242L115 243V245H117V247H119L118 249L121 251H119L118 249V251H119V264H139V263H141L140 261H141V259H143V257H147L149 254L148 253H150V252H148L149 250H148V248L145 246L144 247V245L146 244L145 242L146 241H144V245L142 244V242H140L139 244L137 243V242H132V240L130 241V240H124L125 242H123L122 240ZM144 240V239H143ZM146 240V239H145ZM106 241H107V239H106ZM152 244L154 245L155 244V247H156V241L155 240H152ZM107 243V242H106ZM110 243H111V240H110ZM109 243V241H108V244H110ZM114 243H113V245H114ZM148 243V242H147ZM149 244H150V242H149ZM140 245H143V247L142 246H140ZM110 245H108L107 247H109ZM147 246H148V244H147ZM160 246V245H159ZM106 247V246H105ZM117 247H115V248H117ZM102 248V247H101ZM110 248H111V246H110ZM152 248V247H151ZM123 249V250H122ZM149 249H150V247H149ZM111 250H112V248H111ZM116 250V249H115ZM153 250H156L155 248L153 249ZM54 251H56V253L54 254V256H53V252ZM117 251V252H118ZM102 252V251H101ZM113 252V251H112ZM176 252H178V253H185V252H187V248H186V246H184V245H178V247H177V249H176ZM154 253V252H153ZM117 254V253H116ZM115 254V255H116ZM148 254V255H147ZM151 254V253H150ZM156 254V253H155ZM158 254V253H157ZM58 255H60V256H58ZM114 255V256H115ZM172 255H174V254H172ZM172 255H171V257H172ZM118 255H116L115 257H117ZM154 256V255H153ZM157 256V255H156ZM159 256V255H158ZM211 256V255H210ZM145 257V258H146ZM155 257V256H154ZM160 257V256H159ZM159 257H157V258H159ZM89 258V257H88ZM173 258V257H172ZM171 258V264H174L175 263V258H173L172 259ZM201 258H203L202 259V262H203V264H211V258L209 257V255L208 256H204V257H201ZM87 259V260H86ZM162 259V258H161ZM160 258L158 259V262H157V264H161L162 262H164V261H162ZM118 262V261H117ZM116 262V263H117ZM167 262H168V259H167ZM165 263H166V261H165ZM170 263V262H169ZM59 264H61V263H59ZM146 264H152L151 262H148V263H146Z\"/></svg>",
  "mask_w": 264,
  "mask_h": 264
}]
</instances>
